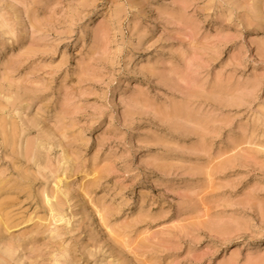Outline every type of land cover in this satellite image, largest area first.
Instances as JSON below:
<instances>
[{"label": "rangeland", "instance_id": "obj_1", "mask_svg": "<svg viewBox=\"0 0 264 264\" xmlns=\"http://www.w3.org/2000/svg\"><path fill=\"white\" fill-rule=\"evenodd\" d=\"M0 264H264V0H0Z\"/></svg>", "mask_w": 264, "mask_h": 264}, {"label": "bare ground", "instance_id": "obj_2", "mask_svg": "<svg viewBox=\"0 0 264 264\" xmlns=\"http://www.w3.org/2000/svg\"><path fill=\"white\" fill-rule=\"evenodd\" d=\"M91 25H92V24H90V25H88V26L86 27V31H90V30H91ZM47 200H48V202H50V198H49V197L47 198Z\"/></svg>", "mask_w": 264, "mask_h": 264}]
</instances>
